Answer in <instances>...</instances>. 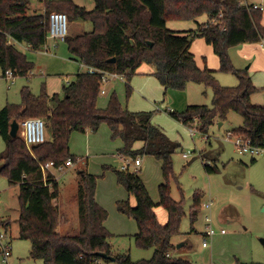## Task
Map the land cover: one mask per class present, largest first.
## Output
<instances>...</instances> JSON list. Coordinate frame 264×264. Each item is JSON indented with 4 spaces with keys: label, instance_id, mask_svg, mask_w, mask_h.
I'll use <instances>...</instances> for the list:
<instances>
[{
    "label": "trees",
    "instance_id": "16d2710c",
    "mask_svg": "<svg viewBox=\"0 0 264 264\" xmlns=\"http://www.w3.org/2000/svg\"><path fill=\"white\" fill-rule=\"evenodd\" d=\"M94 2L95 8L88 10L73 0H50L45 2L46 13L30 14L29 0H0L3 72L11 69L15 76H27L34 64L14 43H24L34 52L41 51L48 44L51 11L64 12L72 21H90L93 26L89 32L66 37L73 59L97 70L123 74L128 98L133 92L131 80L144 64L154 67L165 93L171 89L183 90L189 82L205 84L213 89L211 107L189 105L181 112L169 109L171 115L184 124L198 119L200 131L208 133L217 120L224 121L229 111H235L242 116L243 126L233 132L244 135L257 147H264V104H254L251 99L259 88L246 71L234 67L229 55L231 47L264 40L261 10L241 0ZM203 15L208 21L198 22L194 30L175 31L167 27L168 21H196ZM196 38L211 45L219 58L220 71L238 77L236 86L221 85L216 70L198 66L191 52ZM112 58L116 61L110 62ZM102 76L99 71L80 72L74 81L64 84V94L55 93L51 97L45 92L37 96L26 86L21 92L22 103L8 104L0 110V135L5 142L0 154L1 173L6 174L11 185L19 186V238L30 242L29 256L44 264H192L185 258L173 257L170 252L186 214L182 200L176 201L171 196L170 186L174 177L173 154L180 143L153 124L152 111L129 110L121 104L116 92L111 94L105 108L99 107ZM30 117L43 118L46 128L51 130V138L28 146L19 134L10 135L13 120ZM103 123L109 126L113 139L122 140L119 154L134 160L146 155L162 162L164 182L159 186L158 203L152 199L138 171L113 169L118 183L136 200L135 205L129 199L117 202L118 210L133 218L138 226L137 233L128 236L140 248H154L150 259L134 261L127 252H113L110 240L114 235L105 224L109 212L96 197L99 176L87 170L78 172L79 230L66 234L58 230L63 212L55 202L60 190L52 170L68 159L73 163L78 160L70 152L73 132H96ZM137 143L142 146L137 147ZM51 161L55 166L45 178L41 166ZM205 168L208 173L219 170L216 163H207ZM200 203L201 195L197 193L190 211L192 221L198 216ZM158 206L167 214L164 224L155 211ZM0 225L6 231L11 227L9 221H1Z\"/></svg>",
    "mask_w": 264,
    "mask_h": 264
},
{
    "label": "rangeland",
    "instance_id": "374dc122",
    "mask_svg": "<svg viewBox=\"0 0 264 264\" xmlns=\"http://www.w3.org/2000/svg\"><path fill=\"white\" fill-rule=\"evenodd\" d=\"M46 1L50 0H29V7H43ZM247 1L264 4V0ZM74 2L88 10L95 8L94 0ZM44 12L46 13V8ZM68 19L69 34L79 32L80 27L85 31L93 29L90 21L78 19L72 24L73 21L69 17ZM49 41L51 48L48 53L30 51L25 44L15 45L34 64L27 76H16L13 82H10L3 77L4 72L0 66V110L8 104L22 103L21 92L26 86L37 96L44 92L50 97L55 93L62 95L64 84L74 81L78 73L86 70L85 65L73 59L67 42L54 39ZM262 43L264 40L258 43H243L229 49L234 67L246 71L253 84L259 88L252 95V100L258 103L264 102V56L260 62L253 61V57L243 56V48L248 46L260 49L258 45ZM54 44L57 46H53ZM249 50L254 52L251 48ZM217 59L219 62L218 56ZM219 68L220 64L216 70V78L221 85L236 86L239 83L234 73L223 72ZM125 85V80L120 79H110L103 83L102 87L106 93H100L98 105L106 107L111 94L116 92L121 104L129 110L152 111L153 124L160 126L171 140L180 143V147L173 154L174 177L171 178L170 186L171 196L176 201L182 200L186 214L181 221V233L173 238L174 248L170 251L172 256L185 258L192 264H264V244L261 241L264 239V153L256 157L239 155L234 144L224 139L229 131L243 126L242 116L235 111H229L227 118L221 120L223 124L219 125L217 120L205 135L200 131L201 123L198 119L194 123L184 124L175 119L169 109L181 112L189 105L211 107L212 87L189 82L183 90L171 89L165 93V88L155 76V69L153 72L136 73L133 76V92L130 98L126 95ZM21 122L22 119H19V136H23ZM192 126L197 129L194 136L191 134ZM51 136V130L47 127L46 138ZM69 144L70 152L75 154L78 160L73 166L65 167L62 171L52 170L58 178L60 190V197L55 202L66 211L61 221L67 225L63 233L79 230L78 172L87 170L99 176L96 196L109 212L107 226L115 234L110 240L113 252H127L134 261L150 259L154 248H140L129 238L130 234L138 231V226L133 218L118 210L117 202L129 199L133 203L136 200L118 183L113 169H121L125 162H130L129 170L139 172L156 202L160 196L159 186L164 182L162 162L154 157L142 155L138 157L141 165L135 166L133 158L119 154L118 150L123 146L122 140L112 138V132L106 123L101 124L96 132H73ZM4 149L5 142L0 135V154ZM185 152L190 153L189 158L183 156ZM193 158L195 160L189 163ZM207 163H216L219 166L218 172L208 173L205 168ZM18 193L19 186L11 185L6 174L1 173L0 222L9 221L11 227L6 231L0 225V233L6 235V241H10L12 249L8 263L0 251V264H44L42 260L29 256L30 242L19 238ZM197 193L201 195V203L198 216L192 221L190 211ZM207 203H211L210 208H206ZM155 211L160 222L164 223L163 207L158 206ZM208 215L212 217L214 228L217 231L224 229V234L217 232L212 237L205 235V217ZM178 245L183 246L178 248Z\"/></svg>",
    "mask_w": 264,
    "mask_h": 264
},
{
    "label": "built area",
    "instance_id": "2783aa9c",
    "mask_svg": "<svg viewBox=\"0 0 264 264\" xmlns=\"http://www.w3.org/2000/svg\"><path fill=\"white\" fill-rule=\"evenodd\" d=\"M242 3L248 4L247 0H241ZM252 5L253 9L256 10H264V4L263 3H254L250 4ZM68 16L64 12H59L55 11L50 13L49 18H48V23H49V30H48V44L41 50L45 53H48L50 51L49 49V40L54 39L56 41H65L66 37L69 34L68 31ZM53 46H57L54 44ZM84 65L83 63H81ZM86 66V65H85ZM90 73H94L96 71H99L103 74L102 76V85L105 82H108L110 79H120V80H125V76L123 74H118V73H112L109 71H103V70H97L93 67H88L86 66V70ZM3 77H5L7 80L10 82H13L15 79V73L13 70L8 69L4 72ZM69 83V82H68ZM101 94H105L106 90L101 86ZM171 110V109H170ZM22 128H23V136L22 138L24 139L25 143L28 146L35 145V144H40L46 141V124L45 120L40 117H30L23 119L21 122ZM197 129L192 126L191 127V134L194 136L196 133ZM207 135V133H204ZM209 139V138H208ZM226 141H229L234 144L236 151L239 155H248L251 157H256L258 155H261L264 153V147H257L251 143V140L246 138L244 135L240 133H235L233 131H229L227 135L224 137ZM122 155V154H120ZM124 156V155H122ZM185 158L190 157V153L185 152L183 154ZM74 163L71 159H68L65 163L60 164L56 166V169L62 171L65 167H71L73 166ZM130 162H125L122 166V170H129L130 169ZM134 165L135 166H140L141 165V160L140 158H137L134 160ZM55 166L54 162H47L41 166L44 177L46 178V174L49 170H51ZM47 185V184H46ZM206 208L211 207V203H207ZM206 221V232L205 235L208 237L214 236L217 232L224 234L225 230L221 229L220 231H217L214 226H213V221L212 217L210 215L205 217ZM0 249L1 252L4 255V260L8 263L9 262V257L11 256V246H10V241H6V235L4 233H0Z\"/></svg>",
    "mask_w": 264,
    "mask_h": 264
},
{
    "label": "crops",
    "instance_id": "0c3cea01",
    "mask_svg": "<svg viewBox=\"0 0 264 264\" xmlns=\"http://www.w3.org/2000/svg\"><path fill=\"white\" fill-rule=\"evenodd\" d=\"M74 1V0H73ZM248 4H254L255 2H249L247 1ZM76 3V2H75ZM257 3V2H256ZM259 4V3H258ZM86 8V7H85ZM87 9V8H86ZM94 8H92L91 10H93ZM45 5H43V7H39V8H32L30 9L29 7V13L30 14H40V13H45ZM208 21V17L206 15H203L201 17H199L196 21L195 20H171V21H168L167 22V27L171 30H175V31H186V30H194L197 28V25H198V22L199 23H204ZM75 22V20L72 22V24ZM85 32H89V31H85L82 27H80V31L79 32H72L71 34H68L69 36H77V35H80V34H83ZM50 42V41H49ZM17 43H14V45H16ZM19 44H22V43H19ZM24 44V43H23ZM26 48H28V46L25 44ZM251 46H254V45H251ZM260 46V49H258L257 47L256 48H252V47H248V46H245L243 48V56L246 57V58H251L253 57V61H256V62H260L261 58L264 56V43H262L261 45H258ZM49 49L51 48L50 46H48ZM249 48H251L253 51H250ZM29 49V48H28ZM31 51V50H30ZM42 52V51H41ZM191 52L194 54L195 56V60L198 64L199 67L203 68L204 66H207L208 68L210 69H213V70H218V67H219V62H218V59H217V56L215 55L214 51H213V48L211 47V45H208L204 39L202 38H196L194 41H193V44L191 46ZM205 59V60H204ZM153 68H151L149 65H142L137 73H147V72H153ZM136 75V74H135ZM252 80V78H251ZM253 82V81H252ZM165 94V93H164ZM131 97V96H130ZM252 99V98H251ZM252 102L254 104H257V105H263V103H258V102H255L252 100ZM101 107V106H99ZM101 108H105V107H101ZM223 122L219 121V125H222ZM137 147H141L142 146V143H138L136 145ZM53 174L55 175V173L53 172ZM141 176V175H140ZM56 177V175H55ZM142 178V177H141ZM58 180V178H56ZM143 179V178H142ZM144 181V179H143ZM145 183V181H144ZM146 185V184H145ZM18 186V185H17ZM147 187V186H146ZM148 189V188H147ZM60 197V195H59ZM97 197V196H96ZM153 199V198H152ZM97 200L99 202V204L101 205L98 197H97ZM122 200H126V199H122ZM154 200V199H153ZM155 201V200H154ZM159 200H156V203H158ZM59 204V203H58ZM136 204V201H133L132 205H135ZM60 206V204H59ZM102 206V205H101ZM104 207V206H103ZM61 209V211L64 213H66V211L60 206L59 207ZM105 208V207H104ZM164 217H163V220H164V223H166L167 221V214L165 212V214H163ZM19 216V214H18ZM163 223V224H164ZM106 227L109 229V227L107 226V221H106ZM66 224H61L59 225V228L58 230L63 233L65 231V228H66ZM110 230V229H109ZM110 232L115 235L111 230ZM137 233L134 232L133 234ZM133 234H130V235H133ZM126 235V234H125ZM111 243V242H110ZM112 246V249H113V245L111 244ZM118 253V251L116 252Z\"/></svg>",
    "mask_w": 264,
    "mask_h": 264
},
{
    "label": "water",
    "instance_id": "95a60500",
    "mask_svg": "<svg viewBox=\"0 0 264 264\" xmlns=\"http://www.w3.org/2000/svg\"><path fill=\"white\" fill-rule=\"evenodd\" d=\"M152 44V43H151ZM110 62H115L116 58H112L109 60ZM18 130H19V123L17 120H13L10 126V135L13 137H16L18 135ZM195 160V158H193L189 163L193 162ZM3 166H0V173L2 172ZM262 243L264 244V239H261ZM183 245H178L177 247H181ZM1 251V249H0ZM101 256L107 258L108 256L105 253H100ZM111 259L114 261L115 258L111 257Z\"/></svg>",
    "mask_w": 264,
    "mask_h": 264
}]
</instances>
